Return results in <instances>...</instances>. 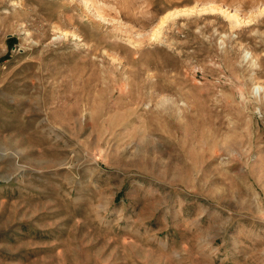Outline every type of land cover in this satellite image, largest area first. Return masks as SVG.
Listing matches in <instances>:
<instances>
[{
	"label": "rangeland",
	"instance_id": "1",
	"mask_svg": "<svg viewBox=\"0 0 264 264\" xmlns=\"http://www.w3.org/2000/svg\"><path fill=\"white\" fill-rule=\"evenodd\" d=\"M0 264H264V0H0Z\"/></svg>",
	"mask_w": 264,
	"mask_h": 264
}]
</instances>
